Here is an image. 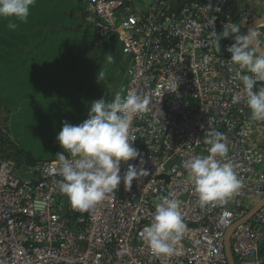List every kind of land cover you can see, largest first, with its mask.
Listing matches in <instances>:
<instances>
[{"label": "built area", "instance_id": "built-area-1", "mask_svg": "<svg viewBox=\"0 0 264 264\" xmlns=\"http://www.w3.org/2000/svg\"><path fill=\"white\" fill-rule=\"evenodd\" d=\"M85 1L98 39L117 38L130 60L127 90L149 99L150 110L132 117L131 134L150 175L79 213L57 189V160L23 174L0 161V264H231L230 230L234 264H264V122L251 119L242 96L233 103L243 84L214 34L264 19L253 8L264 0H244L238 15L232 0L192 1L179 11L172 0L157 1L146 12L128 0ZM207 128L227 137L243 187L226 204L201 208L183 162L208 154ZM169 193L181 202L187 230L175 254L161 257L139 232Z\"/></svg>", "mask_w": 264, "mask_h": 264}, {"label": "clouds", "instance_id": "clouds-1", "mask_svg": "<svg viewBox=\"0 0 264 264\" xmlns=\"http://www.w3.org/2000/svg\"><path fill=\"white\" fill-rule=\"evenodd\" d=\"M36 0H0V19L8 21L6 27L15 30L18 22H27L30 9ZM221 38H234V43L226 50L231 58L226 62L238 66L237 77L243 87L233 97V103L241 96L250 109L253 121L264 122V86L256 87L264 81V41L260 33L249 28L241 34L240 25L232 23L230 31L225 25ZM105 73L99 71V77ZM149 99L135 89H121L111 102L101 98L91 103L86 120L78 125L63 123L56 136L63 149L56 155L62 179L56 186L68 198L71 207L79 213H88L97 205L109 199L123 183L131 189L134 181L149 176L143 167L140 151L134 147L136 137L131 134L132 117L149 111ZM204 143L208 145L207 155H196L183 162L201 208L209 205H224L243 187L235 166L228 157L227 137L212 128L204 133ZM69 153L72 158L65 155ZM139 159V165L129 161ZM127 170L121 175L123 165ZM152 222L143 226L140 239L150 251L161 257L175 254L187 230L180 211L181 202L173 193L158 197Z\"/></svg>", "mask_w": 264, "mask_h": 264}, {"label": "trees", "instance_id": "trees-1", "mask_svg": "<svg viewBox=\"0 0 264 264\" xmlns=\"http://www.w3.org/2000/svg\"><path fill=\"white\" fill-rule=\"evenodd\" d=\"M72 1L36 0L27 22L17 21L15 30H9L8 21L0 19V102L21 107L20 118H57L59 131L63 104H78L91 74L87 65L102 47L98 37L81 34ZM40 79L42 85L38 84ZM16 80L18 86L10 87ZM12 153L18 171L44 162L33 159L25 148L9 150L0 129V161H7Z\"/></svg>", "mask_w": 264, "mask_h": 264}, {"label": "rangeland", "instance_id": "rangeland-1", "mask_svg": "<svg viewBox=\"0 0 264 264\" xmlns=\"http://www.w3.org/2000/svg\"><path fill=\"white\" fill-rule=\"evenodd\" d=\"M76 8L87 7V2L84 0H78ZM135 7L139 9L148 8L149 6L134 2ZM146 4H149L146 2ZM134 6V5H133ZM152 6V5H150ZM136 7V8H137ZM76 22V21H75ZM88 27L81 28V34L84 36L94 35L95 26L91 20L88 21ZM79 25V24H78ZM77 25V26H78ZM241 29L245 30L246 27L242 26ZM97 55H92L87 68L90 69V76L85 81V89L80 96V99L76 103L63 104V113L60 115V124L63 126L64 122L72 125H78L87 119L90 105L92 102L101 98L107 102H111L115 94L120 92L123 88L125 93L128 87L130 77L128 75V67L130 60L125 63V67L121 70L123 52L122 47L117 38L112 40L103 41L101 49ZM93 59V60H92ZM99 71H103L105 76L99 77ZM57 103L59 100H56ZM21 114L4 115L7 116V120L4 117H0V129L5 136L6 146L9 150L14 151L15 147L25 148L28 153L33 156V159L38 161H50L57 160L56 155L62 153L63 149L59 142L56 140V136L59 134L58 119L56 118H37L32 116L29 120L27 115L25 118H20ZM64 117V121L62 118ZM21 120V121H20ZM55 126V127H54ZM62 128V127H61ZM70 157L69 153H65ZM5 162H12L16 164L17 158L15 153H12V157L6 159ZM73 218V216H72Z\"/></svg>", "mask_w": 264, "mask_h": 264}, {"label": "crops", "instance_id": "crops-1", "mask_svg": "<svg viewBox=\"0 0 264 264\" xmlns=\"http://www.w3.org/2000/svg\"><path fill=\"white\" fill-rule=\"evenodd\" d=\"M128 1L132 5H134V7H135L134 2L136 3L137 1H139V3H143L146 6H149L148 8L146 7L144 9H139L137 6H136L137 8L135 7L136 9H138L139 11H142V12H146L151 7L150 5L153 6L157 2L156 0H128ZM192 1H200V0H172L171 1V10L179 11L184 5H186L187 3H190ZM72 2L74 3V5H77L79 3L78 0H73ZM146 2H148L149 4H146ZM231 5H232V8L236 11V15H238V12H240L241 8L244 6V0H232ZM253 8L255 9V11L258 15L262 14L264 11L263 4H259V5L255 4V5H253ZM74 14H75L74 16L76 18V23L79 24L78 26L80 28H82L84 26L88 27L87 23L89 20L94 21L92 19V16L89 15L88 12L86 11V7L76 8V11ZM248 28H245V30L240 28L241 34H245L248 31ZM262 29L264 30V27H262ZM93 36L95 37L96 34H94ZM108 39L109 38H107V40ZM109 40H112V39H109ZM103 41H105V39H102V40L99 39V43L103 44ZM234 42H235L234 38L230 36L229 38L221 39L220 46L224 52L229 53V52H227L226 49L229 46H231ZM122 56L124 57V55H122ZM122 60H123V58H122ZM18 82L19 81H17V80L13 81L9 86L10 87H16L19 84ZM38 84L42 85V79L38 80ZM21 109H22L21 107H18V108L7 107L6 105H4L0 102V117L5 118L7 116H4V115L17 114L21 111ZM5 119L7 120V118H5Z\"/></svg>", "mask_w": 264, "mask_h": 264}, {"label": "water", "instance_id": "water-1", "mask_svg": "<svg viewBox=\"0 0 264 264\" xmlns=\"http://www.w3.org/2000/svg\"><path fill=\"white\" fill-rule=\"evenodd\" d=\"M156 1H168V0H156ZM262 28L264 27V19H261V20H258V21H255L254 23H252L249 28H252V29H257V28ZM248 28V29H249ZM128 61V56H124L123 57V62H122V65H121V70L124 69L125 67V63H127ZM20 174H23V173H27V172H23V171H19ZM119 196L120 198L123 197V194H122V191L119 192ZM256 211H254L251 215H253ZM76 230L78 231H81V229H79L78 227H75ZM231 233H232V230L229 231L228 235H227V239H226V250H227V253H228V257L230 259V262L231 264H234V261L232 259V256L230 254V251H229V240H230V236H231Z\"/></svg>", "mask_w": 264, "mask_h": 264}]
</instances>
